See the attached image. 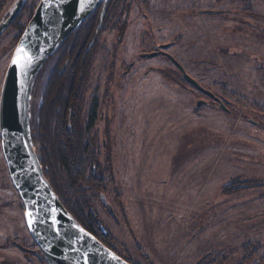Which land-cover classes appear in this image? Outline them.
<instances>
[{"label":"rangeland","instance_id":"374dc122","mask_svg":"<svg viewBox=\"0 0 264 264\" xmlns=\"http://www.w3.org/2000/svg\"><path fill=\"white\" fill-rule=\"evenodd\" d=\"M39 1H26L20 25ZM15 2L1 4L0 22ZM107 9L78 120L84 128L97 104L87 139L96 135L107 185L79 200H91L106 244L133 264H264V0H119ZM17 34L10 26L0 35V92ZM167 44L225 111L166 56L142 57ZM55 61L38 75L33 112ZM60 184L68 198L87 189L62 171ZM23 213L0 144V264H47Z\"/></svg>","mask_w":264,"mask_h":264},{"label":"water","instance_id":"95a60500","mask_svg":"<svg viewBox=\"0 0 264 264\" xmlns=\"http://www.w3.org/2000/svg\"><path fill=\"white\" fill-rule=\"evenodd\" d=\"M25 1L16 0L8 16L0 22V35L18 17ZM106 1L40 0L17 42L1 87L2 155L10 181L24 206L25 226L47 264H129L85 230L63 206L44 176L31 131L32 92L41 69L65 39ZM19 47L31 58L26 67L17 68L12 64ZM157 55L166 56L187 84L226 110L222 101L189 77L167 53L158 49L142 57ZM205 104L199 100L196 108ZM109 210L112 212L110 207Z\"/></svg>","mask_w":264,"mask_h":264},{"label":"trees","instance_id":"16d2710c","mask_svg":"<svg viewBox=\"0 0 264 264\" xmlns=\"http://www.w3.org/2000/svg\"><path fill=\"white\" fill-rule=\"evenodd\" d=\"M26 1L18 17L11 24L18 29L16 39L20 38L25 29V25H20L19 21ZM5 2L6 0H0V8ZM106 2H108V8L110 4L116 5L119 0ZM108 16V9L105 16L100 18L98 12H92L53 52L45 63L47 64L55 56L53 71L50 72L41 94L37 93V96H40L38 106L35 107L34 112L30 110L31 118L34 116V120L31 121V125L34 126V129L31 126L32 141L37 147V157L44 176L67 211L104 245L106 244L104 239L109 238V235L97 218L91 215V200L83 198L79 200V197L85 196L86 192L96 193L104 190L107 185L105 170L101 168L99 155L95 150L96 135L92 139H87V135L95 127L97 104L94 103L89 110L84 128L78 120L82 111L83 95L88 84L91 54L95 48L97 29L107 23ZM63 66L65 68L62 70ZM41 70L43 71V68ZM61 171L66 174L72 185L84 184L87 189L79 191L71 198L66 197V192L60 184ZM87 221L89 222L86 224ZM105 246L109 248V244Z\"/></svg>","mask_w":264,"mask_h":264},{"label":"snow or ice","instance_id":"6c2138e0","mask_svg":"<svg viewBox=\"0 0 264 264\" xmlns=\"http://www.w3.org/2000/svg\"><path fill=\"white\" fill-rule=\"evenodd\" d=\"M23 61V64L21 63ZM31 63V58L28 53L22 48L19 47L16 50V55L13 57L12 64L17 68L26 67Z\"/></svg>","mask_w":264,"mask_h":264},{"label":"flooded vegetation","instance_id":"af4514ba","mask_svg":"<svg viewBox=\"0 0 264 264\" xmlns=\"http://www.w3.org/2000/svg\"><path fill=\"white\" fill-rule=\"evenodd\" d=\"M107 3L108 2H106V3H104V4H101L94 12L95 13H97L98 12V16H99V18H100V16H105V13H106V9H107ZM101 31V30H100ZM99 31V32H100ZM97 37V36H96ZM95 40H96V38H95ZM97 41V40H96ZM95 44V43H94ZM167 45H169V44H167ZM162 46V45H161ZM160 47V45L159 46H157V48H156V51H158V49L159 50H161V51H163L164 53H166V49H160L159 48ZM51 60V59H50ZM52 71H53V69H52ZM216 97V96H215ZM217 98V97H216ZM220 101H222L220 98H218ZM217 105H218V103H217ZM219 107V106H218ZM110 250H112L111 248H109ZM113 251V250H112ZM114 252V251H113ZM114 253H116V252H114ZM123 259V258H122ZM123 260H125L126 262H128L129 264H133V263H131V262H129V260L127 259H123Z\"/></svg>","mask_w":264,"mask_h":264},{"label":"bare ground","instance_id":"6f19581e","mask_svg":"<svg viewBox=\"0 0 264 264\" xmlns=\"http://www.w3.org/2000/svg\"><path fill=\"white\" fill-rule=\"evenodd\" d=\"M67 210V209H66Z\"/></svg>","mask_w":264,"mask_h":264}]
</instances>
